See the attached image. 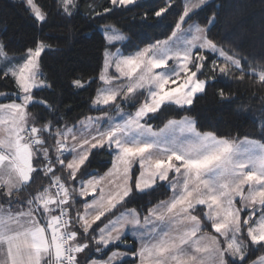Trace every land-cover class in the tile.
I'll use <instances>...</instances> for the list:
<instances>
[{
    "label": "snow or ice",
    "instance_id": "6c2138e0",
    "mask_svg": "<svg viewBox=\"0 0 264 264\" xmlns=\"http://www.w3.org/2000/svg\"><path fill=\"white\" fill-rule=\"evenodd\" d=\"M19 7L40 32L53 14L37 0H19ZM79 7L78 0H55V14L65 19L74 18ZM140 7V0H106L89 18L94 13V23L102 24L109 14ZM166 13L176 17L170 34L131 55L113 43L128 37L107 35L112 26L104 27L107 43L102 42V71L96 78L100 87L91 101L97 114L80 120L78 130L76 125L61 129L58 121L28 112L29 105L43 113L55 111L39 95L53 87L42 71V56L51 44L37 37L14 49L7 37L0 39V81L16 89L0 92V112L8 114L0 123L18 130L21 144L27 138L29 152L25 177L0 148V166L15 173L0 184V264H81V256L86 264H264V129L259 138L240 140L199 130L188 115L160 127L151 123L166 105L190 112L221 78L242 83L251 77L264 87V64L224 47L233 39L224 3L165 0L142 19ZM71 86L86 87L79 77L71 79ZM217 94L220 101L232 99L224 87ZM101 151L113 157L111 167L84 182L82 170ZM64 172L72 181L80 174L74 195L58 175ZM33 173L47 177L48 186L31 199H17L13 190L32 183ZM158 186L167 187L170 199L143 212L129 208L137 193ZM26 216L31 228L7 229L8 221ZM129 233L136 238L132 244ZM41 234L53 235L56 243H38Z\"/></svg>",
    "mask_w": 264,
    "mask_h": 264
},
{
    "label": "trees",
    "instance_id": "16d2710c",
    "mask_svg": "<svg viewBox=\"0 0 264 264\" xmlns=\"http://www.w3.org/2000/svg\"><path fill=\"white\" fill-rule=\"evenodd\" d=\"M37 3L53 11L48 25L42 32L33 29L32 21L19 7L18 0H0V39L7 37L14 49L23 48L30 40L37 37H43L51 44L52 50L42 56V71L53 87L39 95L41 98H46L55 111L43 113L40 107L29 105L28 112L32 117L41 114L47 120L58 121L61 129L76 125L85 116L97 114L91 106V101L99 86L96 78L101 70L102 42L105 43L99 30L101 26H113L127 36L128 39L124 40L121 46L125 51H133L170 34V28L176 19L174 15L167 13L165 17L159 19L155 17L147 21L142 19L144 12H151L161 7L165 0H140L143 7L123 15L109 14L110 18L104 20L102 24L94 23L98 17L93 13L92 18H89V14L93 9L102 8L106 0H79L78 14L71 19L55 14V0H37ZM213 3L217 6L224 3V16L231 26L233 39L231 43H225L224 47L258 64H264V0H213ZM224 35L221 32L220 38L223 39ZM237 37L239 39H236ZM16 55L20 54L16 53ZM73 77L82 78L86 87L84 89L72 87ZM94 79L96 83L88 86L89 81ZM219 87H224L226 94H230L232 99L220 101L217 94ZM15 91L14 85L5 86L0 81V92ZM262 99H264V87H261L258 81L254 82L251 77L242 83H237L231 78H221L217 88L208 89L207 95L198 99L190 112H184L174 105H166L153 117L151 123L160 127L170 118L179 119L183 115H188L195 119L199 130L202 131H212L222 137L240 140L245 136L259 138L261 130L264 129ZM48 147H53L51 141ZM90 159L91 164L86 170H82L83 180L105 171L112 157L101 151ZM60 174L72 193L76 181H70L66 172ZM77 180H80L79 173ZM48 184L47 177L33 173V182L14 196L20 200L32 198ZM168 195L167 187L158 186L155 191L137 193L136 202L130 204L129 208H138L143 212L145 206L155 205L165 200ZM82 203L83 200L79 211L82 209ZM0 204H4V201L0 200Z\"/></svg>",
    "mask_w": 264,
    "mask_h": 264
},
{
    "label": "rangeland",
    "instance_id": "374dc122",
    "mask_svg": "<svg viewBox=\"0 0 264 264\" xmlns=\"http://www.w3.org/2000/svg\"><path fill=\"white\" fill-rule=\"evenodd\" d=\"M98 1H101V0H98ZM184 2H187V0H184ZM104 27L105 26H101L99 28V30L102 33V35H103V37L105 39V44H106L107 43V41H106V35L103 32ZM191 31H192V33L194 35L195 34V29L193 28V29H191ZM107 35H117V36H119V35H123V34L119 30H117L116 28H114L112 26V31L109 32V33H107ZM189 38H191V37H189ZM123 42L124 41H120V40L113 41V43L125 55H131V54H133L136 51V50H133V51H125L124 48L121 46ZM102 64H103V57H102V63H101V70H100V72L102 71ZM156 71H160V70H156ZM99 87H100V84H99V86L97 87V89L95 91V95L97 94V91H98ZM145 92H146V89H145ZM138 99L142 102L143 99H144V97L143 96H140V97H138ZM18 102H20V101H18ZM91 106H92V104H91ZM126 109L128 111H134V109L131 108V106H127L126 105ZM95 115L96 114L91 115V116H95ZM7 119H8V114L5 113V112H0V121H6ZM83 119H81V120H83ZM29 124H31V121H29ZM72 127L73 126L68 127V128L71 129ZM79 128H80V125H79V122H77L76 123V129L78 130ZM24 139H25V143L24 144H21L18 130L14 129L9 123H0V148H2L5 152H7L9 155H11L13 157V159L18 162L17 172L19 174H23L26 177L27 172H28V169H29V152H28V149L26 147V145L28 143L27 138H24ZM53 151H54V149H53ZM112 159H113V157H112ZM0 164H2L1 160H0ZM110 167H111V163H110V165L108 166L107 169H109ZM103 172L97 173V174H103ZM133 172H137V169L136 168H133ZM10 175H15V173H10L9 170H8V166L7 165L0 166V182H4V180L8 179L10 177ZM58 175H61V174L58 173ZM93 175H96V174H93ZM87 179H85L84 182H86ZM70 181H71V179H70ZM79 182H80V180H77L76 181V185L74 186V188L78 187V183ZM170 197H171V192H169V195H168V197L165 200L170 199ZM77 198H79V197H77ZM87 199L90 201L92 199V196H89ZM155 205H153V206H155ZM80 212L81 213L84 212L83 206H82V209H81ZM118 215H120V212H119ZM178 227H183V225H178ZM135 239L136 238L133 237L131 233H129V244H132L135 241Z\"/></svg>",
    "mask_w": 264,
    "mask_h": 264
},
{
    "label": "crops",
    "instance_id": "0c3cea01",
    "mask_svg": "<svg viewBox=\"0 0 264 264\" xmlns=\"http://www.w3.org/2000/svg\"><path fill=\"white\" fill-rule=\"evenodd\" d=\"M1 162H2V160H1ZM2 183L3 182H0V184H2ZM17 187H19V182L18 181H17ZM13 192H14V194L17 193V191H15V190H13ZM69 192H70V189H69ZM17 199H19V198H17ZM28 199H31V197H29L27 199H21V201H26ZM4 207L6 208L7 205H4ZM16 207H19V205H17ZM3 218H4V208H0V219H3ZM32 226L33 225L29 223V220H28V218L26 216L23 220L12 219V220L8 221L6 227H7V229L9 231H12V230L22 231V230H25L27 228H31ZM49 242L52 243V244L56 243L55 237L53 235H49L47 238H45L41 234V236L38 237V243H40V244H46V243H49ZM2 259H4V253L0 252V260H2ZM81 264H86L83 256H81Z\"/></svg>",
    "mask_w": 264,
    "mask_h": 264
}]
</instances>
